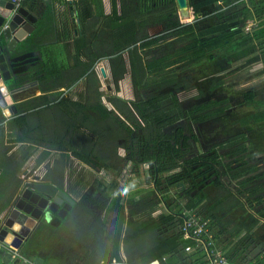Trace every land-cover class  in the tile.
Here are the masks:
<instances>
[{
  "label": "trees",
  "instance_id": "1",
  "mask_svg": "<svg viewBox=\"0 0 264 264\" xmlns=\"http://www.w3.org/2000/svg\"><path fill=\"white\" fill-rule=\"evenodd\" d=\"M215 1L218 0H189L196 20L194 23L180 22L175 0H131L127 4L139 20L138 31L127 33L125 39L117 40L110 36L106 39V42L110 39V44L105 46L103 54L99 53V57L108 58L116 84L126 72L123 55L128 53L135 98L129 102L111 98L110 102L119 114L114 109H108L101 101L100 83L93 70L94 60L78 68L79 77L87 75L88 95L86 102L82 103L65 97H50L47 92L54 88L56 82L54 84L49 78L59 74L62 68L54 65L42 69L44 79L41 82L48 85L40 95L26 101L20 107L18 116L9 123L19 125L21 133L25 127L23 136L15 141L40 143L44 148L41 158L52 151L59 153V158L46 174L47 180L63 188L65 161L69 155L91 168L108 169L111 161L121 158L118 148L123 147L125 162L131 161L134 167L144 163L151 165L156 185L159 176L164 174L168 186L183 184L186 188L183 193L188 198L187 209L198 208L203 201H209L208 207L204 206L202 210L207 209L205 218H210L214 239L215 225L223 226L226 207L243 206L241 198L244 195L251 199L263 190L264 183L259 180L264 177V172H257L258 162L249 159L253 153L249 150L245 133L232 135L207 148L204 146L201 152H186L190 148V140L196 142L205 139L201 129L193 132L192 125L199 128V125L225 115L231 106L229 99L219 95L224 91L225 96H230L234 89L224 85L221 73L232 66L230 63L238 56L239 48H246L253 40L250 34L241 36L248 24L245 22L249 17L245 14V8L237 11L242 12L243 17L235 21L228 19L234 14L219 16L218 13L221 15L222 12L207 10ZM147 14L155 16L144 25L147 21L142 19ZM124 17L126 15L121 19ZM210 17L211 23L197 31L195 27L199 22L210 21ZM154 25H160L162 32L150 36L147 28L149 30ZM170 39L185 42L177 50ZM220 58L227 63L226 67L218 66ZM195 85L198 86L196 97L199 100L184 107L177 89L193 88ZM93 93H96L94 98L89 96ZM240 96L241 103L255 108L246 118L240 119L241 123L264 121V112L256 110L264 105V99L256 100L253 89L242 91ZM30 110L31 113L28 112ZM3 119L0 113V123ZM33 120L38 128H32V123L29 125L28 122ZM180 121H184V126H177ZM170 127L172 130L169 132ZM0 131L2 136L3 131ZM32 132L34 138L31 137ZM3 142L0 138L2 163L15 157V154L11 158L6 157L8 147ZM261 150L264 151V142ZM261 158L264 160V156ZM23 161L22 158L15 161V168L18 169ZM206 185L218 190L213 200L204 193ZM141 190L132 193L128 184L119 186L116 179L109 182L95 179L93 189L76 199L65 219L53 228L64 229L62 241L68 243L70 250L55 261H50L47 256L29 255L25 247L21 254L29 259L41 257L42 264H100L117 257L122 245L128 254L137 256L143 264L157 259L162 261L164 255L173 253L179 247L181 233L165 240L158 238V229L172 220L173 215L159 214L142 222L135 218L155 204L154 201H147L152 192L140 195L139 200L135 201L134 196L140 194ZM128 191L130 196L125 199ZM230 191L235 195L226 203L225 196ZM110 212L115 215L111 221L114 226L111 258L103 244L106 216ZM242 226L236 224L234 235H238V229ZM31 240L27 245L35 241L34 238Z\"/></svg>",
  "mask_w": 264,
  "mask_h": 264
},
{
  "label": "crops",
  "instance_id": "2",
  "mask_svg": "<svg viewBox=\"0 0 264 264\" xmlns=\"http://www.w3.org/2000/svg\"><path fill=\"white\" fill-rule=\"evenodd\" d=\"M120 1L122 0H24V2L22 3L23 6H25L32 14H34V16L36 17V21L33 25L34 29L31 31V33L25 35V37L20 41V43L15 46L14 55L16 57V60L14 61V65L9 63L8 68L6 69V76H8V78L10 77V79L5 81V84L7 85V87L9 85L12 88L18 87V85L25 84V81H28L31 84L24 85L22 89L24 94H21V97L19 96L17 101H15L14 103V106L16 107L15 111L13 110V106L9 104H5V107H2L0 105V113L4 117V119L0 123V130L3 131V135L0 136V138L4 141L3 145L8 147L5 155L6 157L11 158L15 154V157L12 160L4 162L3 159L4 163H2V160H0V215H4L7 212L8 215L11 214L13 218L19 220L16 210L11 207V202L19 189L18 185L20 186L22 183L21 180L29 176L28 179L29 181H31V177L33 175L39 174L41 176V180L43 179V181H48L52 183L51 181L46 179V174L48 170L53 167L55 160L59 158V153L52 151L48 154L52 157L48 159L47 157L41 158L44 152V148L41 147L40 143H38L39 145H36L31 144L29 142L15 141V139L19 136H23L22 133L24 134L25 127L22 129L21 133V128L19 125L14 126L12 124L10 125L9 123V121H12V119L18 116L20 103L25 102L26 100L28 101V99L30 100L40 95L41 90L45 87V85H48L47 83L43 84L41 82L42 79H44V73L42 72V69H44L46 66L51 67L54 65L60 66L62 68V71L60 70L59 74H54L52 77L49 78V81H54V84L56 82L54 88L47 92L50 97L61 96V94H63L61 96L63 97L65 93L70 94L72 93V91L75 92L77 89H80L83 91L81 92V96L83 98L85 90L87 91V75L79 77L78 73L80 72V69L78 70V68L79 66L82 67V64L86 65L91 60H94L93 70L95 71L96 76L100 79L102 78L103 81H110V83L112 82L113 91L117 92L118 96H127L128 98H123L128 99L129 101L133 100L132 93H134V86L128 53H126L127 58L125 57V54L123 56L125 59L126 72L130 70L128 72L129 75L126 76L124 73L123 78L119 79L117 84L113 81L108 58H105L104 56L99 57V53L103 54L102 52H104L105 46L110 44V39H108V42H106L107 38L111 36L113 38H116L117 40H119V38L125 39L127 33H132V31H138L139 29V20L137 19V16L133 14L135 12L133 10L131 12V7H128L125 3L121 4ZM130 1L131 0H128V3ZM244 8L245 14L249 16L245 22H252L253 27L249 32L243 30L241 36H246V34H250L253 36V40L246 47L252 48L253 45L257 44L256 39H259L261 42H264V0H218L215 1L211 6L207 7V10H214L216 12L219 11L222 12L221 15L224 14L225 16L227 14H234L233 17L231 16L228 19H234L235 21H237L239 18L242 19L243 17V13H237V11ZM126 10L127 12L122 14V11ZM189 10L191 11V15L193 14L194 17V13L191 6H189ZM124 15H126V17L121 19V17ZM149 18H153V16H150L148 14L143 16L142 21H147V23H145L144 25L148 24ZM124 26L126 28H123ZM105 31L107 32L105 33ZM159 31L162 32V29L160 28ZM155 33L156 32H149V35L153 36ZM263 46L259 47L260 51L257 52V54L259 53L260 55H258V57L251 54L249 55L250 57H248L243 52L246 48H239V51L237 52L238 56H235V59L231 61L232 63H230L232 66L224 70L229 72L228 75L231 76V81L241 80V77L243 78V75L245 73H248L249 71H255L256 74H259L261 70H264ZM104 59L107 60V64H100V62ZM100 67L104 68L106 72L105 77L102 76V73L100 72ZM13 68L14 70H12ZM257 79L263 81L260 87L263 86L262 93H264V77ZM38 83L40 85H38ZM110 83L107 84V86L105 85L108 91L112 89ZM233 90L230 94L231 97L236 94L235 88ZM99 91L101 92L100 87ZM110 92L113 93L112 91ZM254 92L255 94L257 93L256 91ZM2 96L3 93L0 95V98H2ZM70 99L74 100L73 98ZM77 101L81 102V100ZM228 101L231 103L232 106V100L230 99ZM261 107L263 108L259 109ZM256 110L264 112V105L258 107ZM28 112L31 113V110ZM230 113L231 111L229 110V108H227L225 117ZM229 122L233 123V121ZM28 123L29 125L30 123H32V128L39 127L35 124L34 120L33 122L29 121ZM246 123L249 126L254 125V122L250 120ZM255 123L261 126V123L264 124V121H258ZM31 137L34 138L33 132ZM262 138L263 136L257 137L255 139L247 138L248 144L251 143L250 141L252 140H254L256 144V147L249 146V150L253 153L251 156H249V159L254 160V157L256 155V157L264 156V151H262L263 148L261 150V146L263 144V141L261 140ZM197 142L200 143V141ZM197 145L198 144L195 143V141L190 140V148L186 152L193 153L194 151L195 153H197ZM26 152H29V155L25 159ZM21 158L24 161L22 165H20V167L16 169V164H14V162L20 160ZM45 162L46 164L47 162L51 163L48 167H45ZM146 165L147 164H145L144 167ZM260 171L264 172V164L263 166H260L258 168L257 172ZM65 176L67 177V172L65 173ZM114 176L115 175H113V177ZM114 179L119 181L118 177H114ZM259 182L264 183V177L260 178ZM156 188L158 189L157 185L154 187V189H148V193H151L153 191L156 195L155 197H157L159 189L157 190ZM59 189H64L68 193L65 184L63 185V188ZM234 195L235 194L230 191L229 195L225 196L226 203H228L227 199L229 200V198L233 197ZM263 195L264 190L260 191L256 196L251 197L254 199V202L255 199H257L258 203V205L253 208H251L247 203L249 199H247L248 197L246 195L241 198L243 206L230 208L229 206L226 207V211L224 213L223 226H221V228L224 227L223 232L221 231V228L219 229V227H217V225L219 224L215 225L217 232V234L215 232V243L218 246L221 239L224 238L225 244L227 243V249H229L232 253L230 254L227 252L226 255L228 254L230 257H232L241 264H264V252L260 253L259 247L253 249L252 247L255 246V244H253L252 247L246 249L250 245V243H246L247 246L246 244L245 246L241 244L242 242L245 243V241H252L253 239L264 242ZM135 197H138L139 199L140 196L137 195ZM172 197L177 198L176 195H172ZM183 198L184 202H179V200L177 202L158 201L157 203L152 205V207H150L148 210L144 211L147 213H139L138 217L141 218L145 215H148L150 209H153L152 212L156 210L154 215L151 216V212L149 216L144 217L139 221L142 222L147 219L149 220L152 217L158 216L159 214L167 216L173 215L172 220L162 225L158 229V238L161 240H165L171 237L173 234H178L180 219L175 216H178L177 214L181 213L182 210L186 208L188 198L185 195L183 196ZM193 209L197 211V208ZM238 211H240V213ZM198 213L203 217H207L206 213L203 211ZM229 215L234 216L233 218L228 220ZM208 219L210 220V218ZM233 219L237 220L235 221ZM238 220L240 221L237 222ZM236 224L243 225L241 228L238 229V235H234ZM170 225H177L178 229L173 231ZM30 227L32 226L30 225ZM49 229L51 228L48 225V222L43 220V222H40L38 225L35 226L33 232L30 234L31 236L29 237V240L34 238V242L40 243V240H45V237L47 236L46 235L44 238L41 239L43 233L48 234L47 240L50 239ZM166 229H169V231L166 232ZM11 238V236H8L5 239V242H7L16 250H18L19 253L21 248L13 246L10 242ZM227 238L232 239V241L228 240ZM47 240H45L44 242L47 243ZM231 242L233 244L231 246H228V244H230ZM263 246L264 244L260 245V247ZM204 252L205 248L201 242H197L192 239H184L180 236L179 247L173 253L164 255L161 259L162 261H159L161 262V264H183L185 261L189 264H197L198 262H201L203 260ZM130 255L137 258L139 262L128 263L123 261V263L143 264L141 263L142 261L140 258L133 254ZM119 256L120 249L119 255L117 257H113L112 260H116L117 262L122 261L120 259L117 260ZM47 257L49 258V256ZM30 258L31 260H33L32 257ZM49 259L50 261H54L51 258Z\"/></svg>",
  "mask_w": 264,
  "mask_h": 264
},
{
  "label": "rangeland",
  "instance_id": "3",
  "mask_svg": "<svg viewBox=\"0 0 264 264\" xmlns=\"http://www.w3.org/2000/svg\"><path fill=\"white\" fill-rule=\"evenodd\" d=\"M120 2H121V4H123V3L128 4V0H122ZM126 12H127V10L122 11V14H124ZM176 12H178L177 6H176ZM147 13H148V11H147ZM218 14H219V16H222V15H220V13H218ZM194 19L195 18L193 17V14H192V15H190V17L188 18L186 23L196 22V20H194ZM210 19H211L210 21L203 20L201 23L199 22V24L195 27V28H197L196 30L198 31L199 29L206 27L208 23H211L212 17H210ZM123 28H126V27L124 26ZM160 28H161L160 25H154L151 28H149V32H152V33L156 32L154 34L155 36L159 35L161 33V31H159ZM147 31H148V29H147ZM106 32L107 31H105V33ZM122 34H124V33H122ZM170 42L173 43L174 47H177V50H178V48L181 47V44H184L185 41L170 39ZM256 43L257 44L253 45L252 48L248 47V48L244 49V51H243L244 54H246L248 57H250L249 56L250 54L258 57V55H260V54L259 53L257 54V52L260 51L259 47L263 46L264 42H261L259 39H256ZM125 57L127 58L126 53H125ZM100 64H103V65L107 64V60H105V59L102 60L100 62ZM226 64L227 63H224L222 61V58H220V60L218 62V66L226 67L227 66ZM173 67L174 66H172V68ZM263 68H264V66H263ZM129 71L130 70L125 72L126 76L129 75L128 74ZM221 74H222V78L224 80V85H228L229 88L233 87V88H235V91H236V94L233 95L232 97L228 95L229 98H228V96H225L226 93L224 91L219 93V95L222 97H225V99H229V100L231 99L232 100V102H233L232 106L229 107V110L231 111V113L228 114L226 117L223 114L222 116L211 119V120L205 122L204 124L199 125V128H197L196 125H192V129L194 132H197L198 129H201V132H202L201 135L205 136V139H202L200 141V143L197 141L195 142L198 144L197 148L195 146V148L198 149V152H201V150H204V148L206 146L208 147L212 144H217L219 142H222V141L228 139L232 135L234 136V135H238L241 133H245L247 138H252V139L263 136V138L261 140L264 142V124L261 123V126H259L257 124H254L253 126H249L247 123H244V124L241 123V120H242L241 118H243V119L246 118V116L251 114L255 110V108L250 104L248 105V104L241 103L242 98L240 96V93L242 91H244L246 89H252L253 88L254 91L257 92L256 97H255L256 100L264 99V93H262L263 86L260 87L262 85L263 81L257 79V78H263L264 77V70H261L259 72V74H256L255 71L254 72L249 71L248 73H245L243 75L244 76L243 78L241 77V80H236V81H231V78H230L231 76L228 75L229 74L228 71H224ZM98 79H99V83H100V90L102 92L101 99L104 100L103 103H105V105L108 106L110 109H114L117 113L118 110L110 102V99L111 98H117L119 100L129 102L128 99L123 98V97H125V98H128V97L127 96H123V97L118 96V93L113 91V83L112 82L110 83V81H103L102 78L101 79L98 78ZM199 81L200 80H198V82ZM109 83H110V86L112 89L108 91L106 89V86ZM202 83H203V81H202ZM195 86L196 87H193V88L185 89V88L181 87V88L177 89V91H179V92H177V94H179L178 96H179L181 102L185 105L184 107H186V106L189 107L192 103H195L199 100L196 97L199 93L198 92V86L197 85H195ZM225 88H226V90H228L227 86ZM110 91H112L113 93H111ZM81 92H83V91L80 89H77L75 92L72 91V93H70V94L65 93V95L63 97L73 98L74 100H83V99H81V97H82ZM85 92L87 93L86 90H85ZM62 95L63 94H61V96ZM132 95H133L132 98L134 99L135 98L134 93H132ZM61 96H58V97H61ZM262 108L263 107H261L259 109H262ZM130 111L133 112V110H131V109H130ZM118 114H119V112H118ZM123 118L124 117H122V119ZM229 121H233V123L229 122ZM262 125H263V127H262ZM177 126H184V121H180ZM169 129L170 130H167V131L170 132L172 129H171V127ZM250 142L251 143H249V146L256 147L254 140H252ZM252 151H254V150H252ZM118 154L121 156L120 159L111 161L110 162V166H111L110 168L101 169V170H98L96 168H91V167L79 162L77 159H75L69 155L65 161L66 162L65 163L66 164L65 165V167H66L65 173L67 172V177L65 176V179H64V184H65V187H66L68 193L71 196H73L75 199H80L87 191H89L90 189H93V181L95 179H99L102 181L109 182L110 180H113L114 177H118L119 178V181H118L119 186L124 185V184H126V185L128 184L129 185V191L132 193L135 192V190H137V189H142L140 194H137L139 196L149 194L148 189L149 190L154 189V187L156 186V184L154 183L152 172H150L151 171L150 170L151 165L149 163H145V164H147L145 167H144L145 164H141L138 167H134V165L131 161L125 162L123 160V157L125 156L126 152H125V149L123 147L118 148ZM256 156L254 158L258 162L257 168H259L260 166H263L264 160L261 157H259V156L256 157ZM45 157H47V159H48L52 156L46 155ZM50 163L51 162H49V163L47 162V164H46V162H45L46 165L44 164V166L48 167L50 165ZM260 163H262V164H260ZM148 165H149V167H148ZM175 170H177V169H175ZM113 175H115V176L113 177ZM165 178H166L165 174L159 176V183L157 185L158 189H159V190L158 189L157 190L159 192L157 194V197H155L156 195L152 191L153 194H151L150 197L147 196L148 197L147 201L150 200V201H154L155 203H157L158 201H160V202L161 201H163V202H166V201H174L175 202L176 201L177 202L179 200V202H181V201L184 202L183 196L185 194L183 193V191H184V189H186L185 186L183 184L182 185L178 184V185L168 186ZM206 184H208V183H206ZM263 190H264V187H263ZM129 191L125 195V199L130 196ZM217 192H218L217 188H215L213 186L206 185L204 187V193L210 198V200H213L216 197ZM137 195H135V196H137ZM172 195H176L177 198H173ZM135 196H134V200L135 201L139 200L138 197H135ZM208 203H209L208 200L203 201V203L201 204L202 206L200 205L197 208V211L198 212L203 211L202 208L204 206H205V208L208 207ZM247 203L249 204V206L251 208L256 207L258 205L257 199H255V202H254L253 198L249 199L247 201ZM152 210L153 209H150L148 215H145V214H142V215H145L144 217H147L150 215ZM206 210H204L203 212H205ZM155 211L156 210H154L151 213V216L154 215ZM238 212L240 213V211H238ZM144 213H147V212H144ZM239 213H238V215H239ZM245 214H244V216H245ZM114 216L115 215L113 212L107 213L106 227H105V232H104V236H103L104 248H105L109 257L111 256L112 250H113L112 249V235H113L114 226H113L111 221L114 218ZM233 216L229 215L228 220L233 218ZM144 217L139 218L138 214L135 216V218H137L139 220L143 219ZM236 217H234V218H236ZM233 220L236 221L237 219H233ZM239 221L240 220H238L237 222H239ZM176 226L177 225H174V226L170 225V227L172 228L173 231L178 229V226L177 227ZM217 227H219V229L221 228L220 225H217ZM49 230H50V232H49V238L50 239L47 240L48 234H44V233L41 237V239H42L47 235L45 237L46 238L45 240H47V243L44 242L45 240H42V241L40 240V243L37 242L36 246L32 249H29L28 252L31 255H34V254H39V255H43V256L47 255V256H49V258H51L55 261V260H58L59 258H61L63 256V254H66L70 249L68 247V243L62 241V238L65 237L64 229H59V230L49 229ZM215 230H216V228H215ZM168 231H169V229L168 230L166 229V232H168ZM158 236H159V234H158ZM228 240L232 241V239H228ZM233 241H234V239H233ZM248 242L250 243V245L246 249L252 247V245L255 244V246L252 247L253 249L259 247L260 253L264 252V246L260 247V245L264 244V242L253 239L252 241H245V243L242 242L241 244H243V246H245V244ZM219 244H218V247L223 252H225V253L228 252V253L232 254L231 251L229 249H227V247H226L227 243L225 244L224 238L221 239ZM232 244L233 243L231 242L230 244H228V246H231ZM246 246H247V244H246ZM233 249H235V248H233ZM124 252L126 253L127 256L125 255ZM129 255L130 254H128L125 251L124 247L121 246L120 256H119V258H117V260L120 259V260H122L124 262H128V263L139 262L137 260V258L133 257L132 255H130V256ZM183 264H189V263H187L185 261Z\"/></svg>",
  "mask_w": 264,
  "mask_h": 264
},
{
  "label": "water",
  "instance_id": "4",
  "mask_svg": "<svg viewBox=\"0 0 264 264\" xmlns=\"http://www.w3.org/2000/svg\"><path fill=\"white\" fill-rule=\"evenodd\" d=\"M179 20L186 23L191 15L189 0H175ZM13 4L9 0H0V105L9 104L16 110L14 103L16 97L20 96L19 90L23 88H12L5 84L10 77L6 76L9 63L14 65V49L25 35L34 29L36 17L25 6L17 8L12 13ZM7 27L3 25L7 22ZM102 76H106L103 67H100ZM20 87V86H18ZM109 109V108H108ZM29 176L21 180V185L11 202V207L16 210L19 220L13 218L6 212L0 215V264H30L21 260L8 249L5 239L11 236V244L17 248L29 239L36 225L40 222H49L51 218L57 220L56 224L65 217L76 200L64 189H59L50 182L41 180L39 174H35L29 181ZM56 214V215H54ZM30 225L32 227H30ZM41 257H35L33 264H42Z\"/></svg>",
  "mask_w": 264,
  "mask_h": 264
},
{
  "label": "built area",
  "instance_id": "5",
  "mask_svg": "<svg viewBox=\"0 0 264 264\" xmlns=\"http://www.w3.org/2000/svg\"><path fill=\"white\" fill-rule=\"evenodd\" d=\"M13 4L12 13L17 8L22 6L24 0H9ZM9 20L3 25V28L7 27ZM252 28V23H248L245 26V31L248 32ZM179 232L184 239H192L197 242H201L205 248L204 258L197 264H241L238 261L231 260L215 243L210 226L211 222L208 218L203 217L194 209L184 208L181 213H178ZM6 246L8 249L13 250L15 256H19L18 250L12 247L10 244ZM26 260L30 264L33 262L25 257H20ZM115 262V261H114ZM117 263V262H115ZM113 264V263H112ZM145 264H161L159 260H153Z\"/></svg>",
  "mask_w": 264,
  "mask_h": 264
},
{
  "label": "flooded vegetation",
  "instance_id": "6",
  "mask_svg": "<svg viewBox=\"0 0 264 264\" xmlns=\"http://www.w3.org/2000/svg\"><path fill=\"white\" fill-rule=\"evenodd\" d=\"M14 58H15V55H14ZM12 70H14V68H13ZM10 72H11V71H10ZM25 82H26V83H25ZM25 82H24L25 84H23V85H18V86H20V87H16V88H17V89H18V88L20 89V88H23L24 85L31 84V83H29L28 81H25ZM86 84H87V81H86ZM38 85H40V84L38 83ZM18 92H19L18 94L20 95V97H21V94H24V92H23L22 90H19ZM87 95H88V94L85 92L83 98L81 97V99H83V100H81V103H82V102H86V100H87ZM178 95H179V94H178ZM89 96H91V97L94 98V97H96V93L89 94ZM18 97H19V96H18ZM18 97H16V101H17ZM28 100H29V99H28ZM30 100H31V99H30ZM94 100H95V99H94ZM26 101H27V100H26ZM26 101H25V102H26ZM75 101H77V100H75ZM101 101H102V103H103L104 100H101ZM25 102L20 103V105H19V109H20V107L24 106V103H25ZM103 104H105V103H103ZM178 124H179V123H178ZM178 124H177V125H178ZM65 165H66V164H65ZM65 169H66V167H65ZM65 171H66V170H65ZM64 179H65V174H64ZM18 187H19V185H18ZM68 194H69V193H68ZM161 202H163V201H161ZM68 212H69V211H68ZM68 212H67V214H68ZM67 214H66V216H67ZM54 215H56V214H54ZM66 216H65V217H66ZM65 217L61 218V221H60L58 224H56V222H58L57 220L51 218L50 221L48 222V225H50V226L52 227V228H51L52 230H55V229H53V228H56L57 226H59V224L62 222L63 219H65ZM30 236H31V235H30ZM30 236H29V237H30ZM30 239H31V238H30ZM36 241H37V239H36ZM28 242H29V239L21 245V250H23V248L25 247L27 253H29V252H28L29 249H32V248H34V247L36 246V242L33 241V244H28V245H27ZM30 242H31V241H30ZM30 242H29V243H30ZM30 245H31V246H30ZM28 246H30V247H28ZM21 250H20V252H21ZM20 252H19V253H20ZM29 255H31V254L29 253ZM38 255H39V254H38ZM21 256H22V257H25V258H27V259H29L28 257L23 256V255L20 253V254H19V257H21ZM111 257H112V256H110V258H111ZM111 259H112V258H111ZM111 259H110V261L108 262V264H112V263H113V264H125V263H123V261H119V262H117L116 260H111ZM21 260H23V259H21ZM29 260H31V259H29ZM23 261H24V260H23ZM25 261H26V260H25ZM31 261L33 262V260H31ZM114 261L117 262V263H115ZM100 264H106V263H100ZM126 264H127V263H126Z\"/></svg>",
  "mask_w": 264,
  "mask_h": 264
},
{
  "label": "clouds",
  "instance_id": "7",
  "mask_svg": "<svg viewBox=\"0 0 264 264\" xmlns=\"http://www.w3.org/2000/svg\"><path fill=\"white\" fill-rule=\"evenodd\" d=\"M183 23V22H182Z\"/></svg>",
  "mask_w": 264,
  "mask_h": 264
}]
</instances>
